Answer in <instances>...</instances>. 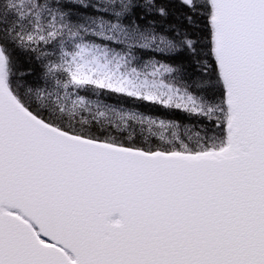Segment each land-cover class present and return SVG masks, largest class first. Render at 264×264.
Masks as SVG:
<instances>
[{
  "label": "snow or ice",
  "instance_id": "obj_1",
  "mask_svg": "<svg viewBox=\"0 0 264 264\" xmlns=\"http://www.w3.org/2000/svg\"><path fill=\"white\" fill-rule=\"evenodd\" d=\"M0 264H264V0H0Z\"/></svg>",
  "mask_w": 264,
  "mask_h": 264
}]
</instances>
